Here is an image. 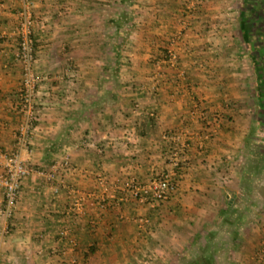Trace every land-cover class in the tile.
Listing matches in <instances>:
<instances>
[{
  "label": "crops",
  "instance_id": "crops-1",
  "mask_svg": "<svg viewBox=\"0 0 264 264\" xmlns=\"http://www.w3.org/2000/svg\"><path fill=\"white\" fill-rule=\"evenodd\" d=\"M242 2L28 0L31 171L9 215L0 186V264H176L205 251L264 264V170L243 150L248 132L247 152L264 158L252 136L264 109L236 38ZM24 6L0 0V174L21 121ZM173 157L169 200L130 195L177 171Z\"/></svg>",
  "mask_w": 264,
  "mask_h": 264
},
{
  "label": "built area",
  "instance_id": "built-area-1",
  "mask_svg": "<svg viewBox=\"0 0 264 264\" xmlns=\"http://www.w3.org/2000/svg\"><path fill=\"white\" fill-rule=\"evenodd\" d=\"M199 1V0H197ZM24 7L20 11L19 23V40L17 44V60L20 62L22 77L18 89L17 109L21 116L15 132V147L11 155L7 157L6 167L3 173L0 174V186L3 194V209L2 212L6 215L11 214L14 208L20 189L23 177L30 171L31 167L20 158L22 149H25L31 134V127L35 121L34 96L37 86V74L34 65V44L32 39V23L33 19L28 11V0H22ZM212 132V131H210ZM211 135V133H210ZM64 169H69L70 164L67 159L61 163ZM174 168L179 169V162L174 157L171 160ZM177 175V171L162 172L151 179L147 184H130L128 190L130 195L139 200L155 207L162 202L170 199L173 187V177Z\"/></svg>",
  "mask_w": 264,
  "mask_h": 264
},
{
  "label": "flooded vegetation",
  "instance_id": "flooded-vegetation-1",
  "mask_svg": "<svg viewBox=\"0 0 264 264\" xmlns=\"http://www.w3.org/2000/svg\"><path fill=\"white\" fill-rule=\"evenodd\" d=\"M247 3L244 0L242 14L243 37L250 42L254 62L258 106L264 109V0Z\"/></svg>",
  "mask_w": 264,
  "mask_h": 264
},
{
  "label": "rangeland",
  "instance_id": "rangeland-1",
  "mask_svg": "<svg viewBox=\"0 0 264 264\" xmlns=\"http://www.w3.org/2000/svg\"><path fill=\"white\" fill-rule=\"evenodd\" d=\"M243 4V5H242ZM242 6L245 5L244 2L241 3ZM243 20V19H242ZM238 27V26H237ZM236 33H238V37L237 38V41L239 43H242V46H241V51L242 53L241 54H244L246 56V59L248 57V59L250 58L251 60L249 62H253L252 60V53L250 52V42H247V40L243 37V33L241 32V30L239 29L238 31H236ZM34 44V43H33ZM35 50V49H34ZM34 56H35V52H34ZM34 65H35V62H34ZM36 68V67H35ZM36 70V69H35ZM36 74H37V78H38V81H37V85L39 84V73L37 72L36 70ZM36 89H37V86H36ZM258 103V102H257ZM256 112H258V109H256ZM264 113V112H263ZM264 122V115L262 116L261 118ZM258 128H256L257 130L253 133V137L255 138V142H256V146H257V149L261 150L262 152H264V125H263V128L260 127V125L258 124L257 125ZM246 138L244 139V153L246 155H249L250 157H254L256 158L255 159V163H256V166L258 167V170H264V158L261 156H257V155H253L251 156L246 148L248 149L249 145H248V142H249V139H251V135H249V133L247 132L246 133ZM246 150V151H245ZM179 170H180V167L179 169H177V177L179 176ZM179 173V174H178ZM177 179V178H176ZM173 187H175V182H174V179H173ZM217 232V231H216ZM205 247H207L208 245L207 244H204ZM201 251H197V253H199ZM195 253V254H197ZM211 255V254H210ZM263 261V260H261ZM163 262V264H166L165 261H161ZM176 264H241L237 259H233V260H223V259H212L210 258L209 256V253L207 251L204 252V256L202 257V259H197V258H194L193 257V260L192 259H189L188 257H183V258H179L178 259V262Z\"/></svg>",
  "mask_w": 264,
  "mask_h": 264
},
{
  "label": "trees",
  "instance_id": "trees-1",
  "mask_svg": "<svg viewBox=\"0 0 264 264\" xmlns=\"http://www.w3.org/2000/svg\"><path fill=\"white\" fill-rule=\"evenodd\" d=\"M246 1H247L248 4H249L250 2H251V3H253V2H257V1L262 2L261 0H246Z\"/></svg>",
  "mask_w": 264,
  "mask_h": 264
}]
</instances>
